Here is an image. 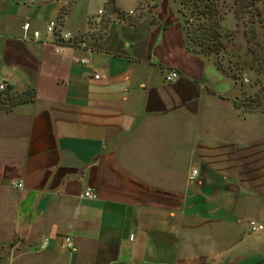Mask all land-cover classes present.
Here are the masks:
<instances>
[{
    "label": "crops",
    "instance_id": "crops-1",
    "mask_svg": "<svg viewBox=\"0 0 264 264\" xmlns=\"http://www.w3.org/2000/svg\"><path fill=\"white\" fill-rule=\"evenodd\" d=\"M68 4L0 0V76L30 97L0 107V263L264 264V89L260 113H238L176 0ZM26 19L75 38L55 53Z\"/></svg>",
    "mask_w": 264,
    "mask_h": 264
},
{
    "label": "rangeland",
    "instance_id": "rangeland-1",
    "mask_svg": "<svg viewBox=\"0 0 264 264\" xmlns=\"http://www.w3.org/2000/svg\"><path fill=\"white\" fill-rule=\"evenodd\" d=\"M145 1L147 0H141L138 7L140 10L149 6L143 4ZM176 1L180 13L184 12L185 17L190 16L192 0L188 1L185 6H182L179 0ZM212 1L216 5L217 13L222 16L218 21V28L209 26L207 23L202 26L195 25V22H185L183 23L185 37L190 46H192L191 40L189 41L191 37L197 35L204 38V43L207 44L202 47H208V49L204 48L206 51L202 49L201 52H192L207 61H212L215 67L218 66L216 68L222 74L221 90L232 92L234 84L239 88V94L233 100L238 113H246L251 110L260 113L262 110L260 98L262 89H264L262 84L264 72V0ZM199 22H202L201 18ZM212 30H216L217 34H213ZM218 95L224 97L222 93ZM201 109L200 113H211L210 121L212 124V113L223 111L224 106L216 99L210 98L205 99Z\"/></svg>",
    "mask_w": 264,
    "mask_h": 264
},
{
    "label": "built area",
    "instance_id": "built-area-1",
    "mask_svg": "<svg viewBox=\"0 0 264 264\" xmlns=\"http://www.w3.org/2000/svg\"><path fill=\"white\" fill-rule=\"evenodd\" d=\"M100 13V10H98ZM20 31L24 38H31L36 41L43 42L45 44L51 45L53 47V51L55 53H60L64 47L68 46L75 38L74 35H72L69 31H66L62 28L61 24L57 19H50L45 22L43 28L35 29L31 27V24L28 19L21 22ZM79 63H85V58H80L77 60ZM178 76V73L176 70H169L165 73L163 76V79L165 82H171ZM101 75L99 73H92L93 79L100 78ZM9 92V86L5 79H3L0 76V93ZM197 170L191 169L190 173L188 175V179L190 181L194 180V177L196 176ZM13 187H20V183H12ZM81 196L84 198H95V193L91 191L90 188H86L82 193ZM247 228L250 232H257L263 228V225L261 223H258L257 221L253 219H249L247 221ZM63 245L68 250H74L73 243L69 237H63ZM48 237H43L38 245L39 250H43L48 245ZM3 264V263H0ZM113 264V263H108Z\"/></svg>",
    "mask_w": 264,
    "mask_h": 264
},
{
    "label": "trees",
    "instance_id": "trees-1",
    "mask_svg": "<svg viewBox=\"0 0 264 264\" xmlns=\"http://www.w3.org/2000/svg\"><path fill=\"white\" fill-rule=\"evenodd\" d=\"M182 6H185V4L190 1V0H179ZM253 1V0H251ZM72 2V0H69V4L66 7L62 8V12L66 11L67 8L69 7L70 3ZM214 1L212 0H192L191 1V5H192V10L190 11V16L188 15V17H185V13L182 12V16H183V23L188 22V23H192L195 22V25H204L205 23H207L209 26H215L216 28H218V21L221 19V15L219 13H217V10L215 9L216 5L213 3ZM263 2V1H262ZM202 19V22H199V19ZM213 34H217L216 30H212ZM203 37H199L197 35H195L193 38L191 37V39H189V41L191 40L192 46H190V44L188 43L187 40V45L189 46L191 51H197V52H201V50L203 49V51H206L204 48L208 49V47H202L204 46V38ZM194 43V45H193ZM198 48V49H195ZM216 67L218 68V66L216 65ZM10 90V88H9ZM27 94V93H26ZM263 94V89H262V93L261 96ZM2 96V98L0 99V106H4V107H8L10 108L11 106H13L16 103L19 102H23L25 100H28L30 97L28 96H23V95H17V94H9L8 91L5 93H0V97ZM260 100V99H259Z\"/></svg>",
    "mask_w": 264,
    "mask_h": 264
}]
</instances>
